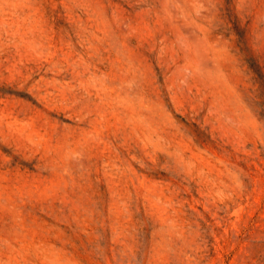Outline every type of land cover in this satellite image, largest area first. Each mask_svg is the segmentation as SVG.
I'll return each mask as SVG.
<instances>
[{
  "label": "rangeland",
  "instance_id": "obj_1",
  "mask_svg": "<svg viewBox=\"0 0 264 264\" xmlns=\"http://www.w3.org/2000/svg\"><path fill=\"white\" fill-rule=\"evenodd\" d=\"M0 264H264V0H0Z\"/></svg>",
  "mask_w": 264,
  "mask_h": 264
}]
</instances>
